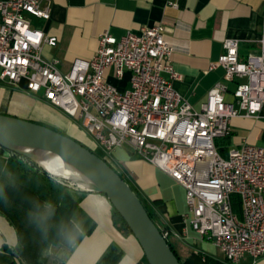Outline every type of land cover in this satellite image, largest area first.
I'll return each mask as SVG.
<instances>
[{"label":"built area","instance_id":"2783aa9c","mask_svg":"<svg viewBox=\"0 0 264 264\" xmlns=\"http://www.w3.org/2000/svg\"><path fill=\"white\" fill-rule=\"evenodd\" d=\"M42 2L0 0V80L13 87L24 82L28 93H42L51 106L77 119L108 164L115 148L128 147L180 184L186 224L228 264L264 257V147L242 140L224 157L215 146L231 134L232 119L255 118L264 107V39L258 53L244 60L237 41H223V52L210 67L223 69L222 81L195 109L162 76L180 78L170 63L162 24L119 39L105 31L91 59H74L61 73L57 60L42 55L43 46L55 47L57 38L29 20L49 19L50 9ZM108 70L118 80L128 73L129 88L109 83ZM233 82L234 101L228 102L226 83ZM160 232L165 240L171 235Z\"/></svg>","mask_w":264,"mask_h":264},{"label":"crops","instance_id":"0c3cea01","mask_svg":"<svg viewBox=\"0 0 264 264\" xmlns=\"http://www.w3.org/2000/svg\"><path fill=\"white\" fill-rule=\"evenodd\" d=\"M41 6L49 7V19L29 20L46 36L57 38L55 47L43 46L42 55L57 60L61 73L69 70L74 59H91L98 37L105 31L119 39L128 32L137 34L143 27L162 24L171 48L170 63L180 78L171 80L168 73L162 76L195 109L205 101L209 89L222 81L223 69L210 67L222 54L223 41H237L238 56L244 60L258 53L259 41L264 39V0H43ZM106 75L118 89L129 88L128 73L120 80L113 77L112 70ZM226 86L225 100L233 102L235 83ZM0 114L56 129L85 146L92 144L98 154L102 151L80 124L51 106L42 93H28L24 82L13 87L0 80ZM231 134L233 146L242 140L256 145L258 139H264V107L255 118L232 119ZM1 158L8 166L6 170L0 166V192L7 199L6 204L0 202V264H97L111 245L122 252L118 264H148L133 236L114 226L113 208L104 195L46 180L48 186L61 191L59 198L44 190L34 194L29 179H22L0 152ZM109 161L154 212L157 224L171 232L169 242L181 260L191 252L204 253L201 243L209 241L201 240L186 224L185 190L180 184L128 147L115 148ZM36 200H50L56 206L47 237L25 219L26 209ZM71 217L84 228L77 248L66 247L55 235L56 223ZM17 238L19 244L13 248ZM179 247L185 250L183 257L178 254ZM42 250L47 255H42ZM242 260L264 264V257L255 263L249 257Z\"/></svg>","mask_w":264,"mask_h":264},{"label":"water","instance_id":"95a60500","mask_svg":"<svg viewBox=\"0 0 264 264\" xmlns=\"http://www.w3.org/2000/svg\"><path fill=\"white\" fill-rule=\"evenodd\" d=\"M0 148L31 160L55 178L28 153L17 148L48 152L69 163L91 182V186L65 179L106 197L148 264H181L123 177L84 144L49 127L0 114Z\"/></svg>","mask_w":264,"mask_h":264},{"label":"trees","instance_id":"16d2710c","mask_svg":"<svg viewBox=\"0 0 264 264\" xmlns=\"http://www.w3.org/2000/svg\"><path fill=\"white\" fill-rule=\"evenodd\" d=\"M233 145H234V141H233L232 134H230L228 137L220 138V139H217L215 141V146H216L219 154L221 156H224V157L226 156L228 148H230ZM3 151H6V150H3L2 148H0V152H3ZM6 152H8L10 154V157L8 158V160L10 161L11 165L13 166L14 171L22 179H24V180L29 179V181L31 182V185L33 187L32 192L34 194L41 193V191L44 190L45 193L48 194L50 197H52L54 199L59 198V196L61 195V193H60L61 191L59 192V190L55 186H53V187L48 186L47 183L44 182L43 180L54 181L55 183H58L59 185H64V182H66V180L52 177L47 172L42 170L39 166H37L34 162H32L31 160H29L23 156L17 155L15 153H12L9 151H6ZM31 167L33 168L34 172L30 171ZM115 171L121 176V174L116 169H115ZM123 179L129 185V187L133 190V192L135 193V195L137 196V198L140 200L143 207L145 208L150 219L155 223V225L158 227V229L160 231L162 229H166V228L160 227L157 224V220H156L154 212L146 205V203L140 197V195L136 192V190L129 184L128 180H126L124 177H123ZM234 203H235V205L237 204L236 198H234ZM112 221H113L114 226L120 232H122L123 234H131L129 232L126 224L124 223V221L121 219V217L118 215V213H116L114 211V209H113V213H112ZM166 230H168V229H166ZM169 239H170V237L168 239H166V241L168 242L170 249L173 251V253L178 258V260L181 264H228L224 261H219L217 259H214V258H212V257H210V256H208L202 252H191V253H189V255L185 259L181 260L178 257L173 246L169 242ZM121 258H122V252L115 245H111L97 264H118V262L120 261Z\"/></svg>","mask_w":264,"mask_h":264},{"label":"clouds","instance_id":"9594fccd","mask_svg":"<svg viewBox=\"0 0 264 264\" xmlns=\"http://www.w3.org/2000/svg\"><path fill=\"white\" fill-rule=\"evenodd\" d=\"M0 202L7 203L6 196L0 192ZM56 216V206L50 200H36L32 202L25 212L26 221L35 226L42 236L47 237L52 227L53 217ZM56 237L68 248H77L78 239L84 235V228L82 223L75 217H71L67 220L61 218L56 223ZM19 244L17 238L12 247L15 248ZM42 255H47L46 250H42Z\"/></svg>","mask_w":264,"mask_h":264},{"label":"bare ground","instance_id":"6f19581e","mask_svg":"<svg viewBox=\"0 0 264 264\" xmlns=\"http://www.w3.org/2000/svg\"><path fill=\"white\" fill-rule=\"evenodd\" d=\"M19 151L28 153L33 159H35L45 170L50 174L55 175L57 178L64 180H74L78 181L82 185L91 186V182L77 171L72 165L61 160L57 156L36 150V149H27V148H17ZM67 178V179H65Z\"/></svg>","mask_w":264,"mask_h":264},{"label":"rangeland","instance_id":"374dc122","mask_svg":"<svg viewBox=\"0 0 264 264\" xmlns=\"http://www.w3.org/2000/svg\"><path fill=\"white\" fill-rule=\"evenodd\" d=\"M72 121L74 122V123H76V124H80V122L76 119H72ZM44 126V125H43ZM52 129V128H51ZM54 130H56V129H54ZM56 131H58V130H56ZM58 132H60V133H62L61 131H58ZM62 134H64V133H62ZM68 136V135H67ZM238 136H243L244 137V134L243 133H238ZM88 146V148H90L94 153H96L97 154V150L95 149V147L92 145V144H89V145H87ZM256 146H258V147H264V139H258V142L256 143ZM1 153H4L5 154V157H7V158H9L10 157V154L8 153V152H6V151H3V152H1ZM0 166H1V168H3V169H5L8 165H7V160H5L4 158H1V160H0ZM29 167V166H28ZM30 169H33L32 167L30 168ZM6 170V169H5ZM59 179V178H58ZM52 182H54V181H52ZM130 184V183H129ZM69 185H77V184H75V183H73V182H70V181H67L66 180V182H64V185L63 186H69ZM131 185V184H130ZM132 186V185H131ZM133 187V186H132ZM235 210H236V213L238 214V216L241 218V210L239 209V206H238V204H236L235 206ZM177 251H178V254H179V256L180 257H183L184 256V254H185V250H184V248H177ZM201 251H203L205 254H207L208 256H210V257H212V258H214V259H218V260H222V259H224L223 258V255H222V253L214 246V245H212L211 243H209V242H202L201 243ZM248 263V260H242L241 262H240V264H247Z\"/></svg>","mask_w":264,"mask_h":264}]
</instances>
